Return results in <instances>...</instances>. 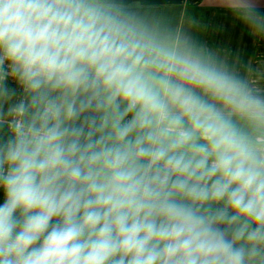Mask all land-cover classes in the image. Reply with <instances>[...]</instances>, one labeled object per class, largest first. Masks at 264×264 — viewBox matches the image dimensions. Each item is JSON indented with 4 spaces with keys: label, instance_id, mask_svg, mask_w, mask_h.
I'll list each match as a JSON object with an SVG mask.
<instances>
[{
    "label": "clouds",
    "instance_id": "clouds-1",
    "mask_svg": "<svg viewBox=\"0 0 264 264\" xmlns=\"http://www.w3.org/2000/svg\"><path fill=\"white\" fill-rule=\"evenodd\" d=\"M0 0V264H264V5Z\"/></svg>",
    "mask_w": 264,
    "mask_h": 264
},
{
    "label": "crops",
    "instance_id": "crops-1",
    "mask_svg": "<svg viewBox=\"0 0 264 264\" xmlns=\"http://www.w3.org/2000/svg\"><path fill=\"white\" fill-rule=\"evenodd\" d=\"M184 2L185 0H172L176 12H179V7ZM207 2L208 0H191L190 5L203 22L201 38L222 50L235 49L238 53L254 55L255 46L238 28L234 19L220 7H207ZM259 2L264 5V0Z\"/></svg>",
    "mask_w": 264,
    "mask_h": 264
}]
</instances>
